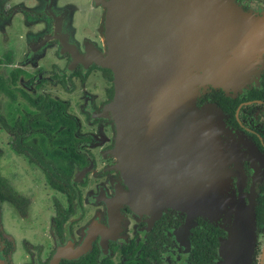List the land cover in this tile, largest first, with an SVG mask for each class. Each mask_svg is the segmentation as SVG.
Instances as JSON below:
<instances>
[{
  "label": "flooded vegetation",
  "instance_id": "af4514ba",
  "mask_svg": "<svg viewBox=\"0 0 264 264\" xmlns=\"http://www.w3.org/2000/svg\"><path fill=\"white\" fill-rule=\"evenodd\" d=\"M63 1L40 0V6H30L25 0H0V264H236L239 235L248 237L247 229L237 228L243 222H237L251 211L255 215L254 243L248 245L252 264H264L263 38L257 44L256 67L246 72L245 86L202 85L197 95V106L207 107L217 122L212 124L217 126L228 165L230 182L224 206L211 217L172 206H144L123 196L130 187L115 166L116 129L104 108L114 94L112 71L91 62L95 48L104 49L103 17L98 26L85 31L78 24L86 10ZM234 1L245 11L264 17V0ZM48 2L52 10L47 9ZM60 15L64 35L77 44V58L85 62H73L60 39L32 54L29 44L25 53L13 44L12 35L25 21L47 22L37 39L54 33L55 16ZM53 45L66 71L52 75L46 74L47 69L30 71L27 66L38 64L36 59ZM41 82L62 85L67 96L44 92L34 100L39 95L33 92H38ZM96 83L103 87V95L95 91ZM78 89L83 100L76 113L71 110V95ZM46 96L66 103L63 112L76 122L71 143L76 155L66 159L68 164L57 183L32 156L41 145L37 134L47 135L53 143L52 126L34 124L43 117L39 105ZM48 160L53 163L55 158L48 156ZM147 168L149 175L159 176L151 164ZM21 172L29 179H21Z\"/></svg>",
  "mask_w": 264,
  "mask_h": 264
},
{
  "label": "water",
  "instance_id": "95a60500",
  "mask_svg": "<svg viewBox=\"0 0 264 264\" xmlns=\"http://www.w3.org/2000/svg\"><path fill=\"white\" fill-rule=\"evenodd\" d=\"M95 3L105 9L104 49L95 48L91 62L112 71L114 94L104 108L116 129L115 166L130 187L123 196L131 203L211 217L224 206L230 179L217 122L207 107L197 106L199 87L247 84L246 72L256 67L257 44L264 40V17L234 0ZM61 17L55 16L53 34L30 42V54L60 39L73 62H85L77 58V44L64 35ZM150 164L159 176L147 173ZM240 222L238 230L247 229L248 237L239 235L235 263L252 264L248 245L255 238L254 212Z\"/></svg>",
  "mask_w": 264,
  "mask_h": 264
},
{
  "label": "rangeland",
  "instance_id": "374dc122",
  "mask_svg": "<svg viewBox=\"0 0 264 264\" xmlns=\"http://www.w3.org/2000/svg\"><path fill=\"white\" fill-rule=\"evenodd\" d=\"M22 1V0H21ZM73 3L76 6L82 7L84 10H86V15H85V19L82 18L81 20H79V24L78 26L83 28L85 31H89V27L91 26H98L101 16L103 17L104 13H103V8L100 7L97 4H94L91 0H65L63 1V3H67V2ZM16 2H20V1H16ZM25 3L30 5V6H40L41 2L40 0H25ZM99 6V7H98ZM82 9V13L83 10ZM52 10V9H51ZM103 13V15H102ZM46 22V21H45ZM44 22L42 20H34L31 22H27L25 21V24L23 26V28L19 31H17L16 35H12V41L13 44L15 45V43L17 44V46L19 47V49L21 51H23L24 53L27 52V46L29 44L30 47V42L33 40H36L35 37H37L38 34H40L45 28H44ZM47 24V22H46ZM45 24V25H46ZM73 24V23H72ZM46 27V26H45ZM38 39V38H37ZM29 42V43H28ZM30 50V49H29ZM51 55H48V52H51ZM58 51V47L56 45L53 46H49L47 49H45L42 53L46 55H43L42 57H40L38 60V64L34 62V67H31L30 65L27 66V68L30 71H33V73H37L40 70L43 69H47V73L49 75H52L53 73H58V72H62V71H66V69L64 68V61L59 60L61 57L58 55L57 52ZM54 52H55V57H54ZM30 54V52H29ZM54 59L58 60V63L52 67V64L55 63ZM26 69V68H25ZM27 70V69H26ZM9 68L7 70V74H9ZM94 81H97L96 78ZM94 87L96 88L95 91H98L99 94L103 95V87L100 88L98 83H96L94 85ZM27 90L25 89L24 92H26ZM38 92H33V94L36 96L37 94L39 95L38 98L34 99V100H38L42 97V94L44 92H49L51 94H55V95H63V96H67V92L64 89V87L60 84L58 85H50V83L48 82H41V87L38 88L37 90ZM31 95V94H30ZM81 95H82V91L81 89L78 90H74V92L71 95V101H72V107L71 110L79 113V107H80V103L82 102L83 99H81ZM16 156H18V153H14ZM10 166H13V162L10 161ZM26 163V162H25ZM24 163V165H25ZM15 166H18L19 164L17 162H14ZM24 165H22V171L25 169ZM20 169V167H19ZM23 174V172H21V175ZM21 179H29V176L27 174H23L21 176Z\"/></svg>",
  "mask_w": 264,
  "mask_h": 264
},
{
  "label": "trees",
  "instance_id": "16d2710c",
  "mask_svg": "<svg viewBox=\"0 0 264 264\" xmlns=\"http://www.w3.org/2000/svg\"><path fill=\"white\" fill-rule=\"evenodd\" d=\"M39 107L43 111V117L39 118L38 121L36 120L34 124L36 127H41L42 125L52 126L53 130L50 131L51 129H48V131H50L49 134L53 143L50 142V138L47 135L37 134L41 145L37 151L32 153V156L45 169L47 174H52L51 176L57 183L58 179L62 176V171H64L65 166L68 164L66 163V159L76 155L71 144L75 139L74 125L76 122L63 112L67 107V104L64 102L46 96ZM69 125L72 127L70 128ZM48 140L50 144L45 145L43 141ZM48 156L54 157L55 161L50 163Z\"/></svg>",
  "mask_w": 264,
  "mask_h": 264
}]
</instances>
